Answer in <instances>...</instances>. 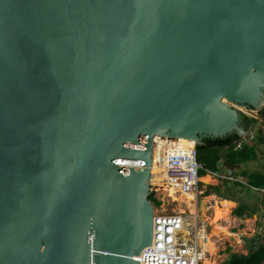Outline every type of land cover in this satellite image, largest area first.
<instances>
[{"label": "water", "instance_id": "1", "mask_svg": "<svg viewBox=\"0 0 264 264\" xmlns=\"http://www.w3.org/2000/svg\"><path fill=\"white\" fill-rule=\"evenodd\" d=\"M264 109V0H0V264H139L157 137Z\"/></svg>", "mask_w": 264, "mask_h": 264}, {"label": "built area", "instance_id": "2", "mask_svg": "<svg viewBox=\"0 0 264 264\" xmlns=\"http://www.w3.org/2000/svg\"><path fill=\"white\" fill-rule=\"evenodd\" d=\"M252 119L257 120V117L253 116ZM261 122H263L262 125L254 126L247 137L236 144V149H240L243 145L252 146L254 144L255 132L261 130L264 133V121ZM157 139L158 141H156V138L154 140V148L157 147L162 151L161 166L164 171V185L176 191L177 194H197L200 185L199 171L202 169V165L197 159L198 154L195 143L184 139L165 137H157ZM152 156H154V150ZM232 172L228 171L223 179L230 182H240L233 176ZM249 188L255 193L264 195V188ZM196 199H198V195ZM185 219L186 216L182 214L158 212L154 206L153 243L150 247L145 248L138 257H135L138 263L202 264L203 257L196 244L198 240L197 233L192 232V236H188V238L184 237L182 233L183 229L186 228ZM262 232L264 234V229Z\"/></svg>", "mask_w": 264, "mask_h": 264}, {"label": "rangeland", "instance_id": "3", "mask_svg": "<svg viewBox=\"0 0 264 264\" xmlns=\"http://www.w3.org/2000/svg\"><path fill=\"white\" fill-rule=\"evenodd\" d=\"M253 116L257 117L255 126L263 124L261 121H264V116H260V114ZM256 151V161L246 163L237 172H232L233 176H237L236 178L242 183H246L242 173L264 172V144L259 145ZM224 172L221 171L218 174L208 173L207 175L211 176V179L206 177L209 184L200 183L198 186V192H200L198 200L207 196H214L217 200L232 199L234 201V207L229 213L230 223L228 230L231 235L217 243L218 249L214 256L210 257L215 264H224L233 254L247 255L257 246L264 229V215L263 218L261 216L260 218H254L250 215V213L257 211L264 214V195H258L251 190H247L249 188L244 184L241 187L237 185V182L233 183L223 179ZM165 188L167 187L164 185L163 180L161 181V186H157V188L151 183V191L154 192L156 200L160 203V206L155 207L156 211L170 214L180 212L185 208L186 211L189 209L182 202L173 201L172 198L167 197ZM238 210L243 212L242 217L236 215Z\"/></svg>", "mask_w": 264, "mask_h": 264}, {"label": "trees", "instance_id": "4", "mask_svg": "<svg viewBox=\"0 0 264 264\" xmlns=\"http://www.w3.org/2000/svg\"><path fill=\"white\" fill-rule=\"evenodd\" d=\"M264 116L263 112L259 113ZM257 120L247 116L240 117L241 126L246 131H250L255 126ZM241 139L232 134L222 139H203L202 146L197 147L198 162L202 165L199 171V177H210L208 173L218 174V165L223 162L230 170H237L240 165L254 162L257 159V147L264 144V133L261 130L255 132V140L252 146L243 145L240 149H236V144ZM242 177L246 180L247 187L264 188V172L261 173H242ZM243 187V184L237 183ZM157 188V186H155ZM247 190H250L247 189ZM149 201L155 206L160 203L154 198V192L149 196ZM238 217H242L243 212H236ZM224 264H264V235L259 238L257 246L247 255L233 254Z\"/></svg>", "mask_w": 264, "mask_h": 264}, {"label": "bare ground", "instance_id": "5", "mask_svg": "<svg viewBox=\"0 0 264 264\" xmlns=\"http://www.w3.org/2000/svg\"><path fill=\"white\" fill-rule=\"evenodd\" d=\"M156 141H158L157 138ZM153 158L151 183L155 186H161V181L164 179V171L161 166L162 151L157 147L154 148ZM200 182L209 184L205 177H201ZM165 190L167 197L172 198L173 201H180L189 208L187 211L185 208L177 213L186 216V228L182 232L184 237L192 236V232H196L198 235L196 244L203 257L202 264H215L210 257H213L217 251V243L231 235L228 225L230 223L229 213L234 207L233 202L223 199L217 200L214 196L197 200L198 194L196 193L177 194L171 188H165ZM209 213H211L210 216H208Z\"/></svg>", "mask_w": 264, "mask_h": 264}, {"label": "crops", "instance_id": "6", "mask_svg": "<svg viewBox=\"0 0 264 264\" xmlns=\"http://www.w3.org/2000/svg\"><path fill=\"white\" fill-rule=\"evenodd\" d=\"M257 149H258V147H257ZM243 165H244V164H243ZM243 165H240L239 168H241ZM239 168H238V169H239ZM238 169H237V170H234L233 172H237ZM218 170H219L218 173H221V171H223V172L225 171V172H224V175L227 174L228 171H232V170H230V169H229V168H228L223 162L219 163V165H218ZM210 174H212V173H210ZM233 175H234V174H233ZM236 177H237V176H236ZM240 177H241V176H240ZM200 178H201V177H200ZM205 178H206V177H205ZM208 178L211 179L210 177H208ZM200 183H201V182H200ZM233 183H234V182H233ZM237 183H240V182H237ZM201 184H202V183H201ZM240 184H244V185L247 186L246 183H240ZM199 193H200V192L197 193L198 196H199ZM256 194H258V195H262V196H263V194H260V193H256ZM197 200H198V199H197ZM228 200H230V199H228ZM230 201L234 202L232 199H231ZM250 215H251L252 217H254V218H255V217H256V218H258V217L260 218V216L263 218V215H264V214H263L262 212L260 213V212L257 211V212H255V213H250ZM242 216H243V215H242ZM263 220H264V219H263ZM261 221H262V220H261ZM263 235H264V234H263ZM263 235H262V236H263Z\"/></svg>", "mask_w": 264, "mask_h": 264}]
</instances>
